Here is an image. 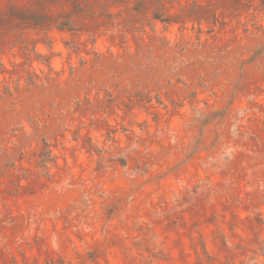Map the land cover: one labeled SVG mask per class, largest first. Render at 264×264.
Masks as SVG:
<instances>
[{
    "label": "rangeland",
    "instance_id": "rangeland-1",
    "mask_svg": "<svg viewBox=\"0 0 264 264\" xmlns=\"http://www.w3.org/2000/svg\"><path fill=\"white\" fill-rule=\"evenodd\" d=\"M0 264H264V0H0Z\"/></svg>",
    "mask_w": 264,
    "mask_h": 264
}]
</instances>
